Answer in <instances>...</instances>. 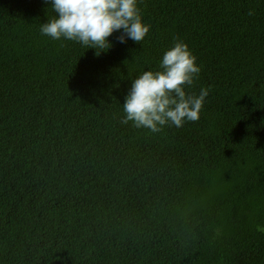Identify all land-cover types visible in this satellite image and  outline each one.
Masks as SVG:
<instances>
[{
	"label": "trees",
	"instance_id": "1",
	"mask_svg": "<svg viewBox=\"0 0 264 264\" xmlns=\"http://www.w3.org/2000/svg\"><path fill=\"white\" fill-rule=\"evenodd\" d=\"M138 7L144 40L101 50L43 35L46 0H0V264H264V0ZM176 39L200 119L123 124Z\"/></svg>",
	"mask_w": 264,
	"mask_h": 264
},
{
	"label": "clouds",
	"instance_id": "2",
	"mask_svg": "<svg viewBox=\"0 0 264 264\" xmlns=\"http://www.w3.org/2000/svg\"><path fill=\"white\" fill-rule=\"evenodd\" d=\"M46 3L55 15L40 25L41 33L88 48L108 50L112 46L108 38L114 32H120L117 37L120 43L130 39L139 44L151 28L143 21L139 0H46ZM196 60L189 46L176 39L163 53L158 70H145L132 79L122 105L121 122L158 133L165 126L179 128L187 121L199 120L209 89L202 87L198 95L186 91L201 72ZM7 142L13 144L15 140L10 137Z\"/></svg>",
	"mask_w": 264,
	"mask_h": 264
},
{
	"label": "rangeland",
	"instance_id": "3",
	"mask_svg": "<svg viewBox=\"0 0 264 264\" xmlns=\"http://www.w3.org/2000/svg\"><path fill=\"white\" fill-rule=\"evenodd\" d=\"M232 3H234V4H233V5H231V6L237 5V4H236V1H233Z\"/></svg>",
	"mask_w": 264,
	"mask_h": 264
}]
</instances>
